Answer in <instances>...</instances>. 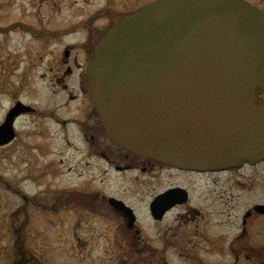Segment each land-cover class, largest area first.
<instances>
[{
  "label": "flooded vegetation",
  "instance_id": "1",
  "mask_svg": "<svg viewBox=\"0 0 264 264\" xmlns=\"http://www.w3.org/2000/svg\"><path fill=\"white\" fill-rule=\"evenodd\" d=\"M50 1L37 3L33 0L39 6ZM249 1L264 9V0ZM66 2L70 6H91L78 24L65 29V33L85 29L83 41L66 42L55 57L48 45H44L33 62L42 68L40 78L46 82V87L51 85L60 93L61 106L73 104L76 113L82 116L56 117L64 125L73 121L79 128V145L67 141L76 147L70 164H83L84 172L77 176L81 184L64 187L57 194L47 193L54 201L55 219L66 226V233L60 236L67 237L69 252L73 256L85 254L91 258L95 244L103 241L102 251L109 257V264H174V261L176 264H264V200H259L260 195H264L261 194L264 167L260 166L264 160L246 161L240 166L219 170L186 169L166 164L109 139L90 102L86 68L96 38L146 2ZM33 30L43 37L62 32L50 31L48 35L45 29L42 35L40 30ZM18 99L33 108L20 115L49 113L56 116L54 111L40 107L46 104L42 97L31 102L17 95L14 102ZM263 100L264 95L260 93L258 101ZM67 171L71 173L73 167ZM3 190L2 185L0 196ZM31 197H35V192L29 197L34 202ZM0 202H3L1 198ZM171 202L173 204L168 207ZM123 204L131 209V219L120 208ZM13 210L7 213V227L14 238L9 241L14 249L8 258H14L12 264H44L43 257L26 245L24 230L31 226V213L19 220L17 217L26 214L24 206L17 204ZM0 240L1 257L5 243Z\"/></svg>",
  "mask_w": 264,
  "mask_h": 264
},
{
  "label": "water",
  "instance_id": "2",
  "mask_svg": "<svg viewBox=\"0 0 264 264\" xmlns=\"http://www.w3.org/2000/svg\"><path fill=\"white\" fill-rule=\"evenodd\" d=\"M86 73L107 135L128 149L180 168L264 158V10L247 0L143 5L99 39ZM29 108L9 110L0 143Z\"/></svg>",
  "mask_w": 264,
  "mask_h": 264
},
{
  "label": "rangeland",
  "instance_id": "3",
  "mask_svg": "<svg viewBox=\"0 0 264 264\" xmlns=\"http://www.w3.org/2000/svg\"><path fill=\"white\" fill-rule=\"evenodd\" d=\"M148 1L150 0H141L139 3ZM39 2L41 0H37V3ZM69 4L66 0H51L41 6L35 5L33 0H0L1 26L16 21L15 26L25 23L43 32L42 35H45V29L48 30V35L51 34L50 31H62L60 34L35 37L21 24L14 26L10 31L0 33V123L13 103L14 95H21L24 100L31 102L40 97L44 98L46 104H40V107L54 111L58 118L67 119L78 115L82 118L81 114L76 113L73 104L69 107L61 106L63 101L60 93L51 85L46 89V82L40 78L41 67L33 62L38 49L44 45H48L52 56L55 57L66 42H80L84 39L85 29L79 28L71 33H65V29L78 24V21L90 12L91 6ZM4 83L9 88L4 89ZM49 116L46 117L47 121L45 117L35 114L17 117V137L0 150V191L2 185L4 188L0 196L3 200L0 202V238L5 243L1 249L0 264H12L14 260L8 258L14 249L9 241L14 238H11L7 227V213L11 209L13 213L17 204L23 205L26 210V214L23 213L17 219L24 220L25 216L28 217L31 213V226L24 230L26 245L38 256L43 257L44 264H101L102 261L109 264V257L102 251L105 245L103 241L95 244L92 254L94 256L90 258L84 256L85 254L73 256L68 250L67 237L60 236L62 232L66 233V226L55 219L52 213L54 201L47 193H60L64 187L75 183L79 186L82 180L77 176L84 172V168L83 164L78 166L76 163L70 164L72 162L69 161L75 153V145H79V128L75 122L68 121L63 126L56 118ZM67 139L75 145L70 144ZM260 166L264 167V163ZM69 167H73L71 173L67 171ZM18 191H21V194ZM34 192L35 197L31 199L36 204L29 199ZM263 193L264 191L261 192ZM9 195L10 197H6ZM259 200H264V195H260ZM205 207L207 210L206 204Z\"/></svg>",
  "mask_w": 264,
  "mask_h": 264
}]
</instances>
